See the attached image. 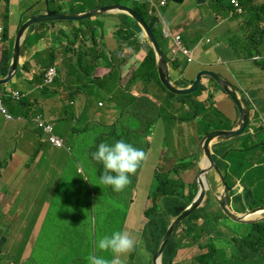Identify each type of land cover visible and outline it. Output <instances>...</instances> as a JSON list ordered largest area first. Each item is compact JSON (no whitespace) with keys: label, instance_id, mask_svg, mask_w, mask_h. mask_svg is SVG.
I'll use <instances>...</instances> for the list:
<instances>
[{"label":"crops","instance_id":"0c3cea01","mask_svg":"<svg viewBox=\"0 0 264 264\" xmlns=\"http://www.w3.org/2000/svg\"><path fill=\"white\" fill-rule=\"evenodd\" d=\"M105 2L9 0L8 35L7 39L0 43V63L4 50L12 57L15 36L26 19L46 13H84L105 5ZM252 4L244 14L238 15L231 14L229 8L223 9L222 5L215 3L214 0H184L182 4L167 2L165 5L158 1L156 16L162 24V32L167 29L172 33H181L184 44L194 55V61L182 68L176 64L171 69L172 79L186 85L192 83L199 71L212 70L230 80L249 103L251 109L249 131L256 134L260 127H264V11L256 12L253 8L263 5L264 0H253ZM5 5L6 0H0L1 11ZM207 11H211L213 15L203 21L202 15ZM128 15L124 12H108L84 21H56L33 25L24 33L22 39L19 72L11 83L4 84L2 88L6 91L16 89L26 93L37 108H43V116L56 121L61 133L60 124L62 128L70 126L74 129L73 119L67 113L66 107L72 106L76 114L82 110L85 97L80 88L88 83V80L69 63L68 58L72 56V51L69 52L68 43L75 41V47H79L80 43L90 46L92 40L89 28L94 26L100 35L98 40L102 39L104 47L108 48L106 52L109 56H112L113 52L117 62H120L121 58H129L133 50L125 48L120 52L114 36L118 26L128 23ZM78 29L81 33L76 37L72 32ZM253 37L257 40L254 41ZM164 41L169 54L172 38L164 36ZM137 56L143 58L140 53H136L135 57ZM53 64L58 67L59 77L49 93L43 94L37 89L34 77ZM9 68L10 65H4L0 69V77H3L2 72H8ZM108 69L110 70V64L102 59L94 76L102 78ZM128 70L129 62L122 61L120 70L116 69L117 75L115 78L109 77L107 85L116 89L120 83L119 74L124 77ZM151 85L156 89L154 81ZM202 86L203 90L198 99L204 101L208 95H212L215 106L223 116L221 121L225 118L221 128L232 129L240 119L234 100L219 83L208 77L202 78ZM143 91L137 87L134 94L139 95L144 93ZM171 106L181 112L188 109L187 105L182 106L179 103ZM111 113L115 117L116 113ZM89 115L96 118L91 113ZM175 127L172 149L174 153L182 150L180 131L187 135L192 129L197 132L195 122L176 124ZM62 134L67 138L64 133ZM72 136L73 133L71 138ZM88 143L89 141L85 144ZM232 143H236L234 146L240 145V141ZM36 147L40 149V154L30 164L31 154ZM250 154L252 158L257 153L252 151ZM233 157L235 160L238 159L237 155ZM76 165L58 149L53 146L46 147L39 142L35 130L28 127V121H8L0 112V264L27 262L31 254V244L29 240L24 243L25 216L40 206L46 178H60L63 169L74 168ZM26 175L29 176L27 179ZM235 180L236 184L240 183V179ZM249 181L254 183L255 179ZM214 191L219 193L216 183ZM47 208L48 204L44 199L40 206V217L46 213ZM16 217L19 218L17 223ZM234 226L243 233L247 230L242 224ZM192 248L196 247L182 248L176 260L184 264H194L197 250ZM235 259L229 263L250 264L244 259Z\"/></svg>","mask_w":264,"mask_h":264},{"label":"rangeland","instance_id":"374dc122","mask_svg":"<svg viewBox=\"0 0 264 264\" xmlns=\"http://www.w3.org/2000/svg\"><path fill=\"white\" fill-rule=\"evenodd\" d=\"M88 1L91 2V0ZM155 1L157 2L158 0ZM39 2H45V0H39ZM125 2L130 5L132 0H125ZM222 5L226 6L227 0H222ZM30 7L32 8L31 5ZM212 15L211 11H207L202 15L203 21L208 20ZM209 38L212 39L210 36ZM210 39L208 42L211 41ZM253 40L255 41L257 38L253 37ZM139 52L146 55L144 49H140ZM122 61L129 62V70L124 77L119 74L120 83L116 89H112L104 83H100V81H91L86 76L88 83L83 87L86 110L88 115L91 113L96 118L95 122L91 121L88 130L80 129L79 131L81 132L80 136L84 139L88 138L90 142L88 144H75L71 150H64L67 153V158L77 165L74 168L67 167L63 169L60 178H46V185L43 187V199L39 203L42 206L45 199L48 204L47 211L43 216L39 217L40 206L32 209L31 213L25 216L24 243L29 240L31 244V256L26 264H79L77 262L79 258L84 259L83 262H86L87 251H91L96 244L93 238L94 233L97 231L99 234L104 231L109 234L118 228L110 221L104 224L107 220L106 207L109 204H111L109 212H123L124 204L127 206L125 231L129 232L133 239L139 242L142 237V228L146 222L145 210L151 201L150 190L154 184L153 174L155 170L165 171L164 168L171 167L174 163L176 164L177 160L182 159L179 157H183L187 161H198L200 145L198 135H193L185 143H182V153L177 154L178 158H174L175 153L172 149L176 129L173 126L174 121L166 117L167 114L172 113V110L165 106L161 117L153 127L151 134L152 151L144 162L142 173L139 174L136 170L134 175H130L132 188H127L117 193L112 188L102 187L97 184L100 180L99 167L101 165L93 160L92 153L97 150L100 142L107 141L111 143L118 136H123L136 142L143 141L139 131L128 132L120 128L121 124L115 127L108 126L115 120L111 112L118 114L120 108L132 100V94L129 97L125 96L126 90L129 89L133 92L139 86V83L147 80V74L139 67L143 61L140 56L125 57ZM122 61L117 62V70H120ZM86 72L87 70H85ZM146 90L151 96H154L152 88H147ZM181 114L184 117L190 115L187 111H182ZM211 117L215 120V125L222 127V122L225 120L224 118L221 121L222 114L217 115L214 112ZM166 135L168 136L167 139L165 138ZM44 145L49 147L47 142H44ZM200 165L201 162L199 161ZM202 165L204 166V161ZM186 172L187 169H183L184 177L189 181H193L198 176L199 167H194L188 173ZM211 175L215 178L220 195L223 187L213 172ZM260 176H264V170ZM28 177L26 175L25 178L27 179ZM86 177L89 182H85ZM253 179L256 181L260 178L254 177L249 180ZM81 180L84 182L81 183ZM201 181H203V184L205 183L204 174L201 176ZM58 189L59 192L57 193ZM130 192H132V197L126 200ZM214 192L217 193L216 191ZM94 200H97V202L94 203ZM226 221L228 224H233L232 219L227 218ZM224 229L226 234L220 237L219 264H230L229 261L235 258L244 259L238 256L239 250L237 246L228 238L233 236L232 230ZM104 234H100L98 239ZM178 236L185 240L182 231H179ZM204 251L199 249L196 255ZM142 252V250L137 252L135 258L131 257V252L120 258L123 264H132L133 262H136V264L143 262L152 263L154 261V256L145 258L141 256ZM246 261L250 264H264L262 257L258 258L257 261L250 259Z\"/></svg>","mask_w":264,"mask_h":264},{"label":"trees","instance_id":"16d2710c","mask_svg":"<svg viewBox=\"0 0 264 264\" xmlns=\"http://www.w3.org/2000/svg\"><path fill=\"white\" fill-rule=\"evenodd\" d=\"M168 1L182 3L184 0ZM221 1L222 0H217V2ZM252 1L253 0L247 1L248 6H251ZM105 3L126 4L125 0H108ZM129 6L135 9L150 25L162 50L164 51V54L169 60V55L167 54L166 48V41H164V34L162 32V24L158 16L149 13L148 2L132 1ZM8 8L9 0H6L5 11L3 13L0 12V17H2L5 23L4 39L7 37V28L9 23ZM260 11H264V5H261L256 12ZM128 18V23H124L121 25V28L116 32V36H118L119 40L121 41L119 42L121 48H123V46L125 45L134 50V52L128 57L135 56V51L138 52L140 49H144L146 51V55L139 65L140 69L143 70L145 74H147L146 82H149L152 79L156 78L159 84L164 88V90L167 91L168 97L179 98L182 104L188 103L190 107V115L188 116L187 120H197L200 116H202L201 123L206 125L207 127L205 132H208L214 128H220L219 126L214 124L215 120L211 117L214 111L218 113L217 108L212 103L213 97H209V105L203 104L198 100L194 99V97L200 94L203 87H201L199 90L192 94L176 95L168 91L162 85L158 76L156 56L153 48L150 46L148 40L143 41V38L139 36L142 33V28L138 24V22L131 16H129ZM79 48L80 49H77L74 52L76 53V59L74 58V60L77 66L83 67L86 64H96L97 59L100 56L98 55L95 46L90 49H84L83 45H79ZM73 50L74 49H70V51ZM123 59L124 58H121V61ZM113 60L115 61V72L118 67L117 57H113ZM8 61L9 59L7 55H4L2 63L5 64L8 63ZM2 67L3 66H0V69ZM44 74L45 73L42 72L38 76H35V83L44 84ZM90 74L91 71L90 69H88L86 75L89 76ZM109 75L110 77L115 78L114 73L111 72ZM108 78L105 80V82L108 80ZM89 79L91 81H96L92 77H89ZM2 86L3 85H0V88ZM40 90L43 94H47L49 93L50 88L47 85H43ZM3 101L10 112L16 114L21 113L24 115V117H26V119L28 120V127L31 130L36 129L35 124L32 122V119L35 116H43V108H37L35 103L31 102L29 98H22L20 101H15L11 97L4 96ZM143 107L146 109L149 108V106H145L144 104ZM66 111L71 118L80 117V114L77 116L75 115L72 110V106L66 107ZM170 116L174 117V114H170ZM153 122L154 120L151 124H153ZM129 126L133 128L134 123L130 121ZM125 139L127 140V143L132 144L136 148L137 146H140V144L135 141H132L127 138ZM238 139L240 140L241 145H215L214 157L225 173L230 189V203L233 204L235 207L241 204V211L245 212L248 209H253L255 207L264 205V176H260L261 172L264 170V127H260L256 134L246 132L243 136L239 137ZM252 151L256 152L257 154L250 158V152ZM38 153L39 152L36 151L34 155L35 158L37 157ZM233 155H237L238 159L235 160ZM188 164L191 165L192 162H187L183 160L182 162H179L173 169L167 171L166 173L155 174L156 179L151 190V198L153 199V205L145 211L146 215L149 218V221L147 222L142 232L141 240L137 244L136 249L132 251L133 258H135L137 252H140L141 250L143 251L141 256L145 258L154 256L159 250L161 242L164 236L166 235V232L173 219L177 217L181 212H183L184 209L189 206L195 199L199 189L197 179L189 184L182 177L183 169H187ZM235 177L241 179V184L244 187L242 192H240L237 188L234 187L236 183ZM254 177H259L260 179L256 180L254 183H251L249 179ZM106 187L110 189L112 188L111 186ZM127 188H132V185L129 184L125 189ZM131 197L132 192H130L126 200L131 199ZM96 202L97 200H94V203ZM106 209L107 220L104 222V224L107 221H110L115 224V226H117L118 228L114 229L109 234L104 231H101V233L98 234L96 231L93 235L95 241L98 240V236L100 234L102 235L105 233L104 235H111L114 231H124L125 229V220L128 212L127 206L124 204L123 212H109L111 209V204H109ZM225 218H228V216L225 213L221 212L220 208L219 210L216 209L213 201L209 199L206 206L200 207L198 210H196L187 220L183 222V224L174 233L164 252V264H178L177 262H175V260L178 255L179 249L181 248V243L178 239V233L180 228H182L184 237L188 238L191 244H199L201 249H208L207 251L196 255L195 264H219L221 239L217 236L224 235V231L221 226L224 224L223 219ZM200 220H202V222H200ZM246 227V232H233V236H231L230 238L239 250L238 256L246 260L250 259L253 261H257V259L261 257L264 260V220L247 224ZM94 250L95 255L103 256L105 258L113 257V255L109 252L97 251L95 245ZM89 254H92V252L87 251V255L85 256V258ZM76 256L77 258H79L78 255ZM83 260L79 258L77 259V262H79V264H88L87 261L83 262ZM132 264H136V262H133ZM141 264H154V261L152 263L143 262Z\"/></svg>","mask_w":264,"mask_h":264},{"label":"clouds","instance_id":"9594fccd","mask_svg":"<svg viewBox=\"0 0 264 264\" xmlns=\"http://www.w3.org/2000/svg\"><path fill=\"white\" fill-rule=\"evenodd\" d=\"M132 1H146L148 2L149 4V13H152L154 15H156V10H157V2L159 1L161 3V5H165L167 2H169L168 0H158L157 2L155 0H132ZM248 0H242L241 1V10H238V8H236L234 6V4L232 3V0H227V5L224 6L222 5V1L221 2H217V0H214L215 3H219L222 5L223 9H228L230 10V13L231 14H238V15H241V14H244L247 10L248 7H250V5L248 6ZM184 2V1H183ZM182 2V3H183ZM253 2V1H252ZM171 3H175V4H182V3H176V2H172ZM114 4H117V3H114ZM105 5H111V4H105ZM105 5H102V6H105ZM123 5H128L129 4H123ZM253 4H251L252 6ZM264 5V4H263ZM102 6H99L98 8L102 7ZM131 7V6H130ZM260 7V6H259ZM259 7H254L253 9L255 11H257L259 9ZM5 8H6V5H5ZM5 8L3 11L0 10L1 13H3L5 11ZM98 8H95V9H98ZM95 9H92V10H89V11H86L84 13H61V14H85L87 12H90V11H93ZM135 10V9H134ZM251 11V9H250ZM108 12H123V11H107L105 13H108ZM105 13H102V14H98V15H95V16H90V17H86V18H82V19H55V20H49V21H42V22H38V23H44V22H56V21H76V20H80V21H84V20H89L91 18H94V17H98V16H101ZM46 14H51V13H46ZM56 14V13H54ZM40 15V14H38ZM36 16V15H34ZM130 16V15H129ZM33 17V16H32ZM30 17V18H32ZM28 18V19H30ZM26 19L25 22L28 20ZM23 22L21 24V26L25 23ZM38 23H34L32 24L28 29H30L33 25L35 24H38ZM9 25V23H8ZM20 26V27H21ZM150 26V25H149ZM19 27V29H20ZM121 28V25L117 27V29L115 30V33H114V36L116 38V41H117V45H118V49L120 52H122L125 48H130V47H127V46H123V48L120 47V43L121 42L118 38V36H116V32ZM18 29V31H19ZM27 29V30H28ZM152 29V28H151ZM8 30V28H7ZM26 30V31H27ZM90 30V34H91V40H92V43L90 46H86L85 44H82L80 43L79 45H83L84 46V49L85 48H92L93 46H95L97 52H98V55L100 56L98 59H97V62L96 64H86L85 66L83 67H79L77 66V64H75V60L74 58L76 59V53H74L77 49H80L79 47H75V41H71L68 43L69 45V52H70V49H74L72 51V56H70L68 58V61L70 64H72V66L78 71V73L85 77L88 76L86 75L85 73V70L88 71V69H90L91 71V74L88 76V77H92L93 79H95L97 82L100 81V83H104L105 85H107V82H105V80L110 77V73H114V75L116 76V71L114 72V65H115V61L113 60V57L116 58V56H114V53L112 52V56H109L108 53L106 52V47H104V43L102 42V39L98 40V37L100 36L99 34H97V28H95L94 26L89 28ZM17 31V33H18ZM25 31V32H26ZM153 31V30H152ZM4 32H5V23L1 17V22H0V43L4 40L7 39V37L4 39ZM24 32V33H25ZM81 33V30H74L72 32V34L74 36H78L79 34ZM154 33V32H153ZM163 34L164 36L166 37H171L172 38V45L170 47V53L167 54L169 55L168 58L169 60L167 59L168 63H169V67H170V75H171V69H173L176 64H178V67H184L186 64H189L190 62L194 61V55H193V52L184 44L183 40H182V35L181 33H172L170 30H167L165 29L163 31ZM7 35H8V31H7ZM142 35V36H141ZM141 35H139L140 37L143 38V41H147L148 38L147 36L145 35L143 29H142V33ZM155 35V34H154ZM17 36V34H16ZM16 36H15V39H16ZM24 36V34H23ZM177 37H179V41H180V46H178V40H177ZM23 39V37H22ZM158 41V40H157ZM149 42V40H148ZM73 43V44H72ZM159 43V42H158ZM126 44V43H125ZM150 44V42H149ZM14 45H15V42H14ZM151 45V44H150ZM152 47V46H151ZM132 49V48H130ZM13 50H14V46H13ZM133 50V49H132ZM186 51V52H185ZM134 52V50H133ZM164 52V51H163ZM136 53H140V55H142V57L144 58L145 57V54L143 55L141 52H136L135 51V54ZM4 55H7V52L4 50V54H3V58H4ZM165 55V54H164ZM22 56V43H21V52H20V55H19V59L21 58ZM166 56V55H165ZM8 59L10 61V58H11V63H12V59H13V53H12V57L11 55L8 56ZM142 58V59H143ZM19 59H18V67H17V71L15 72L14 76L8 81V82H12L14 77L17 76L18 72H19ZM104 59L108 64H110V70L108 69L106 71V75H104L102 78H99V77H96L94 76V73H95V70L98 66V64L100 63V61ZM3 60V59H2ZM9 61L8 63H0V66H4V65H10L11 66V63L9 64ZM157 62V61H156ZM113 63V64H112ZM51 67H55L56 69V74L54 75L53 79L51 81H46V78H47V72L48 70L51 68ZM10 70V68H9ZM9 70L8 72H2V76L3 77H0V78H4L8 75L9 73ZM157 71H158V67H157ZM45 74H44V84H37L36 83V87L37 89L42 93V91L40 90V88L43 87V85H47L49 86V88H51L52 86L55 85V82H56V79L59 77V71H58V67L56 64H53V65H50L48 66L44 71H43ZM200 72V71H199ZM42 73V72H41ZM198 74V73H197ZM218 74V73H217ZM158 76H159V79L162 83V85L165 87L164 83L162 82L161 78H160V75H159V71H158ZM197 76V75H196ZM203 77H208L212 80H214L213 78L209 77V76H202ZM196 78V77H195ZM172 79V77H171ZM195 80V79H194ZM194 80L192 81V83L194 82ZM155 82V84L157 85L156 89H154V86L152 88V85L151 83L152 82ZM173 83L176 85V86H179L181 88H185V87H188L190 86L192 83L190 84H186V85H182L179 81H174L172 79ZM215 81V80H214ZM230 81V80H229ZM8 82L4 83V84H7ZM217 82V81H215ZM219 83V82H217ZM233 83V82H232ZM4 84H0V85H3L2 87H4L5 85ZM234 84V83H233ZM109 86V85H107ZM0 88V112L5 116V118L8 120V121H11V120H23V121H28L26 119V117H24L23 114L19 113V114H16V113H12L10 112L6 105L4 104V96L6 97H11L13 100L15 101H20L22 98H29V96H27L26 93L24 92H21L20 90H16V89H10L9 91H6L4 90L3 88ZM83 87L82 86L80 89L82 90V92L84 93L85 95V92L83 91ZM203 87L202 86V80H201V85H200V88ZM237 87V86H236ZM139 89H143L144 93H141L139 95H136L134 94V91L131 92L129 89L126 90V93H125V96L126 97H129L130 94H132V100L128 101L127 105H124L120 108V112L118 114L115 115V120L113 121V123L111 125L108 124L109 127H115V126H118L119 124H121L120 128L130 132L132 130H135V131H139L141 133V136L143 137V141L142 142H137L138 144H140V146H137L134 147L132 144L130 143H127L125 137L122 138L123 136H118L116 138L113 139V141H111V143H108L107 141H104V142H100L99 145L97 146V150L94 151L92 153V158L94 161H96L97 163H99L101 166L99 167V185H101L102 187L103 186H111L113 191L114 192H122L129 184H130V175H134L136 173V170L139 174L142 173L143 169H144V162L148 159L150 153H151V150L152 149V143H151V134L153 132V127L154 125L156 124V122L158 121V119L161 117L162 115V111H163V108L165 106H167L168 108H170L172 110V113H169L166 115V117L169 119V120H172L174 121L173 123V126H175L176 124H182V123H186V124H190L192 122H195L196 125H198L196 128L197 132H195L194 129H192L191 133L189 135L183 133V132H179L180 133V137H182L181 139V147H182V143H185L187 140H189L193 135H198L199 136V140H200V143H201V140L203 139V137L211 132L212 130H215V129H223V128H214L208 132H205L207 127L206 125L202 124L201 123V118L202 116H200L197 120H187L188 117H184L181 113V111H178L176 108H173L171 105L172 104H181L182 106H188V109L186 110L188 113L190 111V107H189V104H182L181 100L179 98H171V97H168V94H167V91L164 90V88L159 84L158 80L155 78V79H152L151 81L149 82H142V83H139V86H138ZM147 88H152V90L154 91V96H151L150 93L146 90ZM158 88H159V93L158 92ZM166 88V87H165ZM199 88V89H200ZM223 88V87H222ZM167 89V88H166ZM197 89V90H199ZM224 89V88H223ZM238 89V88H237ZM168 91H170L169 89H167ZM196 90V91H197ZM203 90V89H202ZM225 90V89H224ZM194 91V92H196ZM226 91V90H225ZM172 92V91H170ZM193 92V93H194ZM202 92V91H201ZM200 92V94H201ZM227 92V91H226ZM239 92V91H238ZM174 93V92H172ZM228 93V92H227ZM240 93V92H239ZM176 94V93H174ZM189 94H192V93H189ZM199 94V95H200ZM229 94V93H228ZM176 95H181V94H176ZM183 95H188V94H183ZM198 95V96H199ZM230 95V94H229ZM241 95V94H240ZM198 96L194 97V99L198 100L199 102L203 103V104H206V105H209L210 102H209V97L212 96V95H208L207 98L204 100V101H200L198 99ZM242 96V95H241ZM213 97V96H212ZM242 97H244L246 99V97L243 95ZM232 98V97H231ZM233 99V98H232ZM214 99H212V103L214 104ZM247 101V99H246ZM235 102V101H234ZM248 103V102H247ZM143 104L145 106H149V108H144L143 107ZM236 104V103H235ZM36 105V104H35ZM249 105V103H248ZM215 106V104H214ZM237 106V105H236ZM216 107V106H215ZM250 107V106H249ZM217 108V107H216ZM239 110V109H238ZM251 110V109H250ZM217 112H215L217 115H220L221 112L220 110L217 108ZM159 112H160V115H159ZM240 113V111H239ZM80 114V117H75V118H71L73 119V127L74 129H72L70 126L69 127H63L61 126L60 124V128L62 130V133H64L66 135L67 138H65V136L59 131L58 129V126H57V123L55 120L53 119H50V118H46L45 116H35L33 119H32V122L35 124V133L37 134V138H38V141L43 143L44 142H47L49 144V146H53L54 148L58 149V151H61L63 154H65L67 156V153L64 152V150H71L73 148V146L75 144H85L87 141L90 142V140L88 138L84 139L80 136V129L82 130H88L89 129V126H90V123L91 121L92 122H95V118H91L88 114H87V110H86V105H85V101H84V104H83V108L82 110H80V112L78 114L75 113V115H79ZM170 114H174V117L170 116ZM190 114V113H189ZM82 115V117H81ZM184 119V120H182ZM154 120L153 124L152 121ZM130 121H132L134 123V127H130ZM251 121V119H250ZM238 123V122H237ZM250 125V123H249ZM168 126V125H167ZM236 126V125H235ZM234 126V127H235ZM233 127V128H234ZM232 128V129H233ZM176 129V127H175ZM226 130H231V129H226ZM133 132V131H132ZM246 132H249L251 134H253L252 132L249 131V126L248 128L246 129ZM73 133V136L71 138V134ZM244 133L238 137H235L233 139H230V140H222V141H218L216 142L215 144H213L211 146L212 148V151H213V155H214V146L215 145H218L220 144L221 146L222 145H226V146H230V145H236V143H232V142H239L240 140L238 139L239 137L243 136ZM120 137V138H119ZM167 135H166V139H167ZM129 139V138H127ZM131 140V139H130ZM133 141V140H132ZM129 142V141H128ZM136 142V141H135ZM241 145V143H240ZM200 146V145H199ZM36 151H38V155L37 157L39 156L40 154V149L38 147H36L35 151H33V153L31 154L32 156V161L30 162V164H32L36 158L34 157ZM183 151V148L180 152H176L175 155H174V158H178L177 154L179 153H182ZM198 154H199V158H198V161L195 162V161H187L185 159H183V157H179V158H182V159H179L177 160L176 164L174 163L171 167H168V168H164L165 171H158V170H155L154 174H153V179H154V183H155V179H156V176L155 174L156 173H166L167 171L173 169L179 162H182L183 160L187 161V162H192L191 165L188 164V167H187V172L188 173L190 170L194 169V167H199V173H198V176L197 178H195V180L197 179V182H198V186L200 185V182H201V176L204 174V173H201L202 172V168L206 165H202V162L204 161L205 159V156H204V153L201 152L199 153V150H198ZM235 156V155H233ZM215 158V157H214ZM68 159V158H67ZM69 160V159H68ZM174 160V159H173ZM216 160V159H215ZM71 161V160H70ZM199 161L201 162V165L199 166ZM217 162V161H216ZM218 164V163H217ZM219 165V164H218ZM257 165V163H256ZM220 166V165H219ZM189 169V170H188ZM222 169V168H221ZM223 170V169H222ZM0 171H1V168H0ZM214 173L215 176L218 177L219 179V182L221 183V186L223 187V190H224V186H223V183L221 181V178L219 176V174L213 169L210 171L209 173V177H208V181H209V186L207 187V195H206V199L205 201L203 202V204L200 206V207H203V206H206L207 202L209 199H211L213 201V203L215 204V208L219 210H221V212L225 213L223 211V209L220 207V203L218 201V199L216 198V194L214 192V183H215V178L213 175H211V173ZM224 172V171H223ZM225 174V173H224ZM205 175V174H204ZM206 176V175H205ZM182 177L183 179L187 182V183H192L193 181H189L187 180L185 177H184V174L182 173ZM207 178V177H206ZM212 178V179H211ZM238 178V177H235V179ZM85 182H89V179H87V177L85 178ZM240 179V178H238ZM78 180V179H77ZM84 181L81 180V183H83ZM237 182V180H236ZM240 183L239 184H236L235 183V188H237L240 192L243 191L244 187L243 185L241 184V179L239 181ZM228 183V182H227ZM154 185V184H153ZM206 186V185H205ZM229 186V185H228ZM153 187V186H152ZM152 187H151V190H152ZM151 190H150V194H151ZM223 190L221 192L220 195H222L223 193ZM59 192V189L57 190V193ZM198 192H199V189H198ZM198 192H197V195L196 197L198 196ZM219 195V193H218ZM195 197V199H196ZM150 198H151V195H150ZM209 198V199H208ZM195 199L193 200V202L195 201ZM192 202V203H193ZM206 202V204H204ZM191 203V204H192ZM229 203H230V189H229ZM33 204V203H32ZM190 204V205H191ZM153 205V199L151 198V201H150V205L146 208V210ZM189 205V206H190ZM231 207L232 209L237 213V214H244V213H247L251 210H254L256 208H259V207H262L264 205H261V206H258V207H255L253 209H248L247 211H241V204H239L238 206H234L233 204H231ZM188 207V206H187ZM186 207V208H187ZM199 207V208H200ZM185 208V209H186ZM198 208V209H199ZM184 209V210H185ZM196 209V210H198ZM145 210V211H146ZM195 210V211H196ZM194 211V212H195ZM193 212V213H194ZM220 212V211H219ZM182 213V212H181ZM180 213V214H181ZM192 213V214H193ZM179 214V215H180ZM191 214V215H192ZM226 214V213H225ZM178 215V216H179ZM190 215V216H191ZM227 215V214H226ZM43 216V215H42ZM177 216V217H178ZM190 216H188L185 220H187ZM228 216V215H227ZM39 217H40V213H39ZM175 217L173 219V221L177 218ZM227 218L223 219V222L224 224L221 226L223 228V231H224V235L226 234V230L224 228H227V229H231L232 232H238L240 233L241 231L240 230H237L236 227L234 225H245L247 226V224H250V223H240V222H236L234 221L233 219V224H228L227 221H226ZM228 219H231L229 216H228ZM184 220V221H185ZM264 220V219H263ZM19 221V218L16 217L15 218V222L17 223ZM145 224L143 226V230L147 224V222L149 221V218L148 216L146 215L145 213ZM172 221V223H173ZM183 221V222H184ZM183 222L179 225V227L183 224ZM200 222H202V220H200ZM259 222V221H258ZM171 223V224H172ZM170 224V225H171ZM229 225V226H228ZM170 227V226H169ZM178 227V228H179ZM177 228V229H178ZM169 229V228H168ZM176 229V231H177ZM142 230V232H143ZM168 231V230H167ZM175 231V232H176ZM179 231H182V228L179 229ZM174 232V233H175ZM167 233V232H166ZM174 235V234H173ZM172 235V237H173ZM179 235V233H178ZM182 235H183V231H182ZM184 236V235H183ZM223 236H217V237H223ZM165 237V236H164ZM171 237V238H172ZM185 240L179 238L178 236V239H179V242L181 243V248L179 249V251L182 249V248H186V247H196V248H192V249H196L197 251L200 249L201 251H204L206 249H201L199 244H191L189 239L184 237ZM230 239V237H228ZM164 239V238H163ZM171 240V239H170ZM163 241V240H162ZM232 241V240H231ZM170 242V241H169ZM139 242L134 240L133 237L130 235L129 232L125 231H114L111 235H104L102 237H100L97 241H96V244H95V247L97 249V251L99 252H109L110 254L113 255L112 258H105L103 256H98V255H95V250H94V247L93 249L91 250L92 254H89L87 257H86V260L88 262V264H123V261L121 260V256L131 252V257H132V251H134L137 247V244ZM162 243V242H161ZM233 244H235L233 241H232ZM169 244V243H168ZM161 246V245H160ZM168 246V245H167ZM167 248V247H166ZM160 249V248H159ZM166 250V249H165ZM207 251V250H206ZM158 252V251H157ZM165 252V251H164ZM205 252V251H204ZM179 253V252H178ZM201 254V253H199ZM197 254V255H199ZM156 255V254H155ZM155 255H154V264L155 263ZM31 256V254H30ZM30 256L28 259H30ZM178 256V255H177ZM163 257H164V254H163ZM195 258V261H196V256L194 257ZM177 259V257H176ZM195 261H194V264H195ZM175 262H177L178 264H184L183 262H178L177 260H175ZM26 264V263H25ZM164 264V262H163Z\"/></svg>","mask_w":264,"mask_h":264},{"label":"water","instance_id":"95a60500","mask_svg":"<svg viewBox=\"0 0 264 264\" xmlns=\"http://www.w3.org/2000/svg\"><path fill=\"white\" fill-rule=\"evenodd\" d=\"M107 11H123L124 13L129 14L133 19H135L138 22V24L143 29L145 35L147 36L154 50L159 75L167 89H169L170 91L176 94H181V95L193 93L194 91L200 88L202 76L206 75V76L213 78L215 81L219 82V84L233 98V100L235 101L240 111V119L238 123L236 124V126L231 130L215 129L207 133L203 137V139L201 140L200 146H199V153L201 152L204 153L206 165L202 168L201 173H204L207 179L209 177L210 171L213 169L219 174L221 181L223 183V186H224V190H223L222 195L216 194V198L218 199L220 203L219 204L220 207L231 219H233L236 222H240V223H254V222L263 220L264 219V206L251 210L247 213H244L243 215L237 214L232 209L229 203V186L227 183L226 176L223 170L221 169V167L217 164L214 158V155H213L212 148H211V146L218 141L233 139L235 137L242 135L246 131V129L249 126L250 119H251V110H250V107L246 99L240 95L235 84H233L231 81L225 79L223 76H220L219 74H217L216 72L212 70H201L200 72H198L194 82L188 87L181 88L179 86H176L171 79L169 63L151 27L146 22V20L132 7L128 5H123V4H111V5L102 6L98 9H95L93 11L87 12L82 15L80 14L67 15V14H61V13H56V14L51 13V14H40V15L33 16L20 27L17 33L16 39H15L14 50H13V59H12V63L10 66L9 73L6 77L0 78V84H4L8 82L14 76L15 72L17 71L18 59H19V55L21 52L22 37H23L24 32L32 24L42 22V21L55 20V19H72V18L82 19V18L102 14ZM206 195H207V186H205L203 184V181H201L199 185L198 196L196 197L195 201L190 206H188L170 225L161 243L160 249L155 255L156 264H163V254H164V251L172 235L174 234L176 229L179 227V225L203 204V202L206 199Z\"/></svg>","mask_w":264,"mask_h":264},{"label":"built area","instance_id":"2783aa9c","mask_svg":"<svg viewBox=\"0 0 264 264\" xmlns=\"http://www.w3.org/2000/svg\"><path fill=\"white\" fill-rule=\"evenodd\" d=\"M241 1L242 0H232V3L234 4V6L236 7V8H238V10H241L242 8H241ZM177 40H178V46L179 47H181L180 46V41H179V37H177ZM186 52V51H185ZM56 74V69H55V67H51L49 70H48V72H47V78H46V81H51L52 79H53V77H54V75Z\"/></svg>","mask_w":264,"mask_h":264},{"label":"bare ground","instance_id":"6f19581e","mask_svg":"<svg viewBox=\"0 0 264 264\" xmlns=\"http://www.w3.org/2000/svg\"><path fill=\"white\" fill-rule=\"evenodd\" d=\"M205 164H206V160L204 159V165ZM204 185H206L207 187L209 186V181L207 180L206 176H205V183H204Z\"/></svg>","mask_w":264,"mask_h":264}]
</instances>
